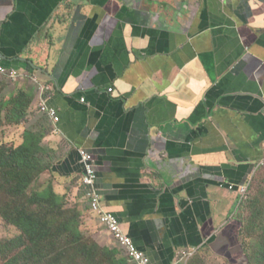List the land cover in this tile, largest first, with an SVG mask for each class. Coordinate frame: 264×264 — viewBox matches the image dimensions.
<instances>
[{
    "label": "crops",
    "instance_id": "crops-1",
    "mask_svg": "<svg viewBox=\"0 0 264 264\" xmlns=\"http://www.w3.org/2000/svg\"><path fill=\"white\" fill-rule=\"evenodd\" d=\"M0 54L19 72L0 75L1 114L25 99L19 118L44 123L47 175L86 230L117 243L81 149L151 264H247L237 188L264 168V0H0Z\"/></svg>",
    "mask_w": 264,
    "mask_h": 264
},
{
    "label": "rangeland",
    "instance_id": "rangeland-1",
    "mask_svg": "<svg viewBox=\"0 0 264 264\" xmlns=\"http://www.w3.org/2000/svg\"><path fill=\"white\" fill-rule=\"evenodd\" d=\"M26 115L20 120L14 118L15 121L25 120L21 125L13 124L9 118L0 115V146H5V143L19 146L25 141L26 129L34 127L38 121V117L31 116L29 112ZM25 174H28L27 178ZM254 181L248 186L246 203L242 208V234L251 264H264V177L259 184ZM51 182L53 180L47 172L37 177V169H24L19 173L14 167L0 168V264H112L111 251L122 248L114 241V246L104 245L106 230L98 234L84 228L87 217L84 207L82 209L63 198L59 202L53 198L51 201L39 199L38 192L46 190ZM25 216L37 221V233L28 232L27 229L32 230L33 226L27 223ZM70 220L73 224L68 227ZM71 228L78 229L84 237L71 242ZM43 232L46 235L41 237ZM117 245L119 247H115ZM117 251L114 256L123 259V249Z\"/></svg>",
    "mask_w": 264,
    "mask_h": 264
},
{
    "label": "trees",
    "instance_id": "trees-1",
    "mask_svg": "<svg viewBox=\"0 0 264 264\" xmlns=\"http://www.w3.org/2000/svg\"><path fill=\"white\" fill-rule=\"evenodd\" d=\"M3 101L0 100V114H1V109L4 106L2 103ZM17 101H14L12 105L9 104L12 110L11 112H9L10 116L8 118L10 122H13V124H20L22 121H25V120L18 121L20 120L18 115L19 113L23 114L22 113L23 111L20 109L21 107L25 106L24 108V113H25L29 106V104L25 102V99H19V100L17 99ZM14 118H17L18 120L16 119L17 121H15ZM43 124L40 121H38L36 122V125L34 127L32 128L28 127L25 131V141L21 145L12 146V144L5 143L4 144L5 146H0V168H4L6 166L14 167L15 169L19 171V173L23 172L24 169H29L30 171L37 169V177H40L45 172H47L48 167H49L48 161H47L48 149L46 145H43V139H44V133L42 130ZM11 148L13 149L10 150ZM8 150L10 151L7 154H3ZM24 177L27 178L28 174H25ZM262 177H264V168L261 170L259 176L256 177L254 183H257V182L258 184L261 183ZM34 181H35V178H34ZM38 195H39V199L44 198L47 201H51L52 198L55 202H59L62 198L65 199L63 196H61L60 194L56 192L55 186L52 183H50L49 187L46 190L39 191ZM245 203H246V200H245ZM250 204L251 202L249 203V205ZM258 206L259 204L256 205V207ZM243 209H244V206H243ZM243 216H244V210H241V213H240V223L242 224L241 234L243 232V227H244V217ZM25 218H26L27 223L33 226L32 230L27 229L28 232L30 234L37 233L38 231L37 221H35L31 217L25 216ZM260 222H263V220H261ZM72 224H73L72 220L67 222L68 227H71ZM70 232L71 233L73 232V234L70 236L71 242L80 241L82 237H84V235L80 231H78V229L76 228H71ZM45 235H46V232H43L40 236L44 237ZM242 237H243V234H242ZM243 241H244V251L246 254V258H247V264H251L252 260H251V257L247 249L245 248L246 242H245L244 237H243ZM262 249L264 250V244H263ZM116 254H118L117 250L111 251L110 253L111 261L113 262L112 264H135L130 259V256L127 253H125V257L123 259H118L116 256H114ZM68 255L71 256L69 252H68Z\"/></svg>",
    "mask_w": 264,
    "mask_h": 264
},
{
    "label": "built area",
    "instance_id": "built-area-1",
    "mask_svg": "<svg viewBox=\"0 0 264 264\" xmlns=\"http://www.w3.org/2000/svg\"><path fill=\"white\" fill-rule=\"evenodd\" d=\"M0 75L8 76L13 79L19 78L18 71L10 69L4 64V57L2 55H0ZM111 90L112 88L109 89V91ZM40 108L43 112L53 117L56 122L60 120L57 109L51 107L44 98L41 101ZM80 154L85 168L84 174L81 177V183L89 189L87 196L91 210L98 215L101 225L107 228L113 239L126 251L135 264H151L150 257L141 251L132 238L123 231L122 223L118 216L104 208L102 198L96 186L98 171L93 163V155L85 149H81ZM248 186L249 185H243L237 188L242 199L246 197ZM235 188L234 185L229 186L230 190H235Z\"/></svg>",
    "mask_w": 264,
    "mask_h": 264
},
{
    "label": "water",
    "instance_id": "water-1",
    "mask_svg": "<svg viewBox=\"0 0 264 264\" xmlns=\"http://www.w3.org/2000/svg\"><path fill=\"white\" fill-rule=\"evenodd\" d=\"M1 55V54H0Z\"/></svg>",
    "mask_w": 264,
    "mask_h": 264
}]
</instances>
